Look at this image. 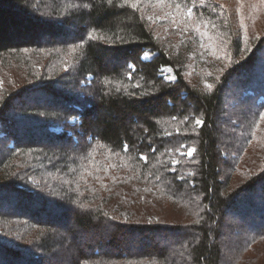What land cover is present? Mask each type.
<instances>
[{
    "label": "trees",
    "instance_id": "16d2710c",
    "mask_svg": "<svg viewBox=\"0 0 264 264\" xmlns=\"http://www.w3.org/2000/svg\"><path fill=\"white\" fill-rule=\"evenodd\" d=\"M114 5L0 0V264H264L259 7ZM78 231L96 238L87 252ZM165 235L182 240L146 242Z\"/></svg>",
    "mask_w": 264,
    "mask_h": 264
},
{
    "label": "rangeland",
    "instance_id": "374dc122",
    "mask_svg": "<svg viewBox=\"0 0 264 264\" xmlns=\"http://www.w3.org/2000/svg\"><path fill=\"white\" fill-rule=\"evenodd\" d=\"M222 1L225 2L230 7V9H232L233 13H235V11H236L239 15H240V12H242L244 14H247V15H250L252 11L255 12L256 9L259 7V11L258 12H260L262 15H260L258 17V20L251 25V30L252 31H257L258 33L259 32L260 33H264V3H262L261 0H222ZM70 28H71L70 26H68V27L66 26L65 29L66 30H70ZM178 43L179 42L177 40L176 44H178ZM173 49L176 50V47H174ZM145 53H148V52H144L142 54L141 58L148 59V58L151 57V55L148 53L149 55L145 58V56H144ZM204 54H205L204 52L199 53V56L202 57V59H203ZM194 55H195V53H193V52L189 53L188 60L186 61V63L183 66V73H184V75L186 77H189L191 75L192 71L194 70L193 69V65H194L193 57H194ZM107 65H109V63ZM161 75L168 81H173L175 79V75L173 73V70L170 67H162L161 68ZM246 92H247V90L243 91V93L241 95L245 94ZM256 96L258 97V101L262 100V98H259V95H256ZM256 100H257V98H256ZM37 103H38L39 106L40 105H44L41 102V99ZM260 195L261 194L259 192H257V195H255L254 197L252 196L253 197V201L255 203H257L258 198H259ZM252 197H251V200H252ZM9 205H10V203H8V202L7 203L0 202V208H1L2 211H5L6 210L5 208L9 207ZM10 206H12V204ZM224 222H225L226 225L230 224L229 216H227L225 218ZM262 225H264V223ZM254 226H256V227H264V226H261V223H260V225L258 223L254 224ZM68 228L73 229V226L71 224H69V223L67 225H65V226L64 225L60 226V229H59L60 233H62L63 230H66ZM220 234L222 235V243L220 244L221 245L220 246V250L223 252V254H225L227 252V250L224 249V245L227 246V244H230V241H229V238H228V235H227L229 233L226 231V229H223V230H221ZM62 236L63 235H59L57 237L59 239H62ZM76 236H77L78 240L80 241L79 244H78V250H82L83 252H87L88 251V249H87L88 246L94 247V244H92V241H91L92 239L96 240V238L94 236L88 238V234H86L83 231H81V232L78 231ZM160 237L161 236H156V239H154L153 241H146V242L150 243V244L155 242V246L160 248V247L166 246V242L167 241L170 244H176V243L181 242V240H182V238L175 239L176 236H174V235H165L166 240H160L159 239ZM106 238H107L106 240L109 239V237H106ZM114 239H116V238L114 237ZM117 239H119L118 242H119L120 248H122V250H125L124 248H133V247H135L136 249H139L140 251H144L142 244H139V237L119 236ZM173 239H175V240H173ZM147 253H151V251H148ZM46 256H48V255H46ZM61 258H63V257H61ZM71 258H73V257L71 256ZM71 258L67 259V262L69 264H71L70 263ZM46 259H48V257ZM50 261H51V263L55 264V260H50Z\"/></svg>",
    "mask_w": 264,
    "mask_h": 264
},
{
    "label": "snow or ice",
    "instance_id": "6c2138e0",
    "mask_svg": "<svg viewBox=\"0 0 264 264\" xmlns=\"http://www.w3.org/2000/svg\"><path fill=\"white\" fill-rule=\"evenodd\" d=\"M193 2H195V0H193ZM261 2L264 3V0H261ZM107 3H108L109 5H113V6H115V5H114V0H107ZM124 3H125L126 5L132 7V8H136V7H137L138 0H124ZM201 3H203V0H201ZM85 6H87V5H85ZM176 7H180V5L177 4ZM191 11H192L191 9H188V10H187V12H188L189 15H191ZM197 30H198V29H197ZM94 31H95V29H92V30H90V31L88 32V34H87V39H89V40H95V39H98V37H96V36H94V35L92 34ZM83 46H84V45H83V42H81L80 44L76 45V47H83ZM148 55H149L148 53H145V54H144L145 58H146ZM128 67H129V68H133L134 65L129 64ZM206 87L211 88V85H206ZM173 119H176V117H173ZM187 119H188V117L186 116V117H185V120H187ZM260 119L264 120V113H261V114H260ZM194 123H195L197 126H200V125L203 124V121H202L199 117H195V118H194ZM179 147H180V148H184L185 145L181 144ZM123 150H124V151H127V150H128V145H125ZM176 150L179 151V148L176 149ZM194 151H195V149L189 147V148H187V152H186V154H187L188 156H191V155L193 154ZM140 158H141V159H147V157H144V156H141ZM178 178H179V177H178Z\"/></svg>",
    "mask_w": 264,
    "mask_h": 264
}]
</instances>
